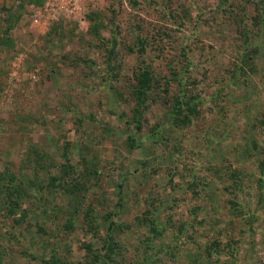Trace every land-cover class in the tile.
Instances as JSON below:
<instances>
[{"label": "rangeland", "instance_id": "374dc122", "mask_svg": "<svg viewBox=\"0 0 264 264\" xmlns=\"http://www.w3.org/2000/svg\"><path fill=\"white\" fill-rule=\"evenodd\" d=\"M0 264H264V0H0Z\"/></svg>", "mask_w": 264, "mask_h": 264}]
</instances>
